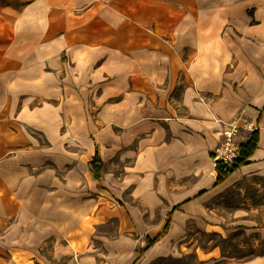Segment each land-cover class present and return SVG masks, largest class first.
I'll return each instance as SVG.
<instances>
[{
  "label": "crops",
  "instance_id": "crops-1",
  "mask_svg": "<svg viewBox=\"0 0 264 264\" xmlns=\"http://www.w3.org/2000/svg\"><path fill=\"white\" fill-rule=\"evenodd\" d=\"M245 121L259 146L217 182ZM251 177L264 0H0V264H264L190 234Z\"/></svg>",
  "mask_w": 264,
  "mask_h": 264
},
{
  "label": "rangeland",
  "instance_id": "rangeland-1",
  "mask_svg": "<svg viewBox=\"0 0 264 264\" xmlns=\"http://www.w3.org/2000/svg\"><path fill=\"white\" fill-rule=\"evenodd\" d=\"M232 123L241 125L237 122H231L228 123V128ZM223 135L216 149L220 146ZM238 188L244 189L242 192H238L240 190ZM226 196L227 200L219 209V212L224 216L220 225L215 226V220L209 218V225L204 228L190 227V234H195L198 231L197 237L200 238L202 244L212 239V244L218 246L219 252L233 260H241V258L264 253V207L262 206L264 204V178L244 179L236 184L235 188L227 190ZM224 206L228 209H225ZM204 240L206 241L204 242ZM164 262V264H192L193 258H184L180 263L171 259Z\"/></svg>",
  "mask_w": 264,
  "mask_h": 264
},
{
  "label": "built area",
  "instance_id": "built-area-1",
  "mask_svg": "<svg viewBox=\"0 0 264 264\" xmlns=\"http://www.w3.org/2000/svg\"><path fill=\"white\" fill-rule=\"evenodd\" d=\"M241 128L250 134V132L256 129V126L250 121H245L243 125L232 123L230 128L224 131L222 142L216 149L214 161L216 166L221 167L223 172L234 168L237 158L241 153L242 140L249 136V134L246 135L245 133L240 134Z\"/></svg>",
  "mask_w": 264,
  "mask_h": 264
},
{
  "label": "trees",
  "instance_id": "trees-1",
  "mask_svg": "<svg viewBox=\"0 0 264 264\" xmlns=\"http://www.w3.org/2000/svg\"><path fill=\"white\" fill-rule=\"evenodd\" d=\"M259 139H260V132L259 129L256 128L252 132H250L248 138L242 142L241 144V153L239 157L237 158L236 164L233 169L249 163L250 158L254 155L256 152L258 146H259ZM91 167L93 168L94 176L99 179L102 174V169L104 167V163L99 155L98 149L96 150V153L93 157V159L90 162ZM233 169L229 171H225L224 173L221 171V167H217L218 170V176H217V182H222L225 178H227L232 172ZM169 229V225L167 224L165 226V231ZM159 236L153 240H150V243H153L154 240L158 239Z\"/></svg>",
  "mask_w": 264,
  "mask_h": 264
}]
</instances>
